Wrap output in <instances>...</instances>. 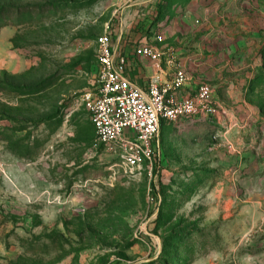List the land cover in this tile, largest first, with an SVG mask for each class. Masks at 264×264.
<instances>
[{
  "label": "rangeland",
  "instance_id": "1",
  "mask_svg": "<svg viewBox=\"0 0 264 264\" xmlns=\"http://www.w3.org/2000/svg\"><path fill=\"white\" fill-rule=\"evenodd\" d=\"M6 6L19 11L0 18V264H264V0ZM105 32L172 49L219 109L163 123L134 177L83 105Z\"/></svg>",
  "mask_w": 264,
  "mask_h": 264
},
{
  "label": "built area",
  "instance_id": "2",
  "mask_svg": "<svg viewBox=\"0 0 264 264\" xmlns=\"http://www.w3.org/2000/svg\"><path fill=\"white\" fill-rule=\"evenodd\" d=\"M125 34L115 40L112 33L105 32L97 39V79L82 100L99 143L111 154H118L117 163L124 175L134 177L160 151L163 123L216 117L219 109L215 91L207 84L199 85L194 96L178 98L177 93L191 81L190 75L172 49L151 45L143 35L135 42L134 54L152 62V75L146 90L138 87L128 78V61L120 43ZM162 42L158 38L157 44ZM167 68L173 70L171 80Z\"/></svg>",
  "mask_w": 264,
  "mask_h": 264
},
{
  "label": "crops",
  "instance_id": "3",
  "mask_svg": "<svg viewBox=\"0 0 264 264\" xmlns=\"http://www.w3.org/2000/svg\"><path fill=\"white\" fill-rule=\"evenodd\" d=\"M134 51H135V45L124 46V53L128 61V78L138 87L146 90L148 88L149 78L152 75V62L146 58L138 59L135 56ZM180 65L182 64L180 63ZM183 67L187 70L188 74L190 75L191 81L187 83L179 93H177L178 98L190 97L191 93L197 90L199 85H201V84L197 85V83L194 82V78L192 77L188 69L185 66ZM167 74H168V80H171L173 76V70L167 68ZM194 87L195 89H193Z\"/></svg>",
  "mask_w": 264,
  "mask_h": 264
},
{
  "label": "trees",
  "instance_id": "4",
  "mask_svg": "<svg viewBox=\"0 0 264 264\" xmlns=\"http://www.w3.org/2000/svg\"><path fill=\"white\" fill-rule=\"evenodd\" d=\"M18 11H19L18 9L11 6L3 7L2 9H0V18L2 17L3 14L17 13Z\"/></svg>",
  "mask_w": 264,
  "mask_h": 264
}]
</instances>
